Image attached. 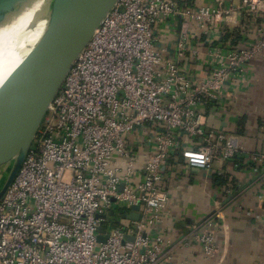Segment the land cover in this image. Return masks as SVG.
I'll use <instances>...</instances> for the list:
<instances>
[{
  "label": "built area",
  "instance_id": "2783aa9c",
  "mask_svg": "<svg viewBox=\"0 0 264 264\" xmlns=\"http://www.w3.org/2000/svg\"><path fill=\"white\" fill-rule=\"evenodd\" d=\"M176 16L170 56L160 27ZM233 31L242 46L223 40ZM263 53L264 0H119L0 201V264H176L159 225L168 168L177 154L210 175L219 161L237 166L244 151L226 108ZM208 112L222 122L210 125ZM221 215L192 238L207 256L219 249L212 226Z\"/></svg>",
  "mask_w": 264,
  "mask_h": 264
},
{
  "label": "crops",
  "instance_id": "0c3cea01",
  "mask_svg": "<svg viewBox=\"0 0 264 264\" xmlns=\"http://www.w3.org/2000/svg\"><path fill=\"white\" fill-rule=\"evenodd\" d=\"M181 22L176 16L161 23V42L167 55L176 54ZM237 35L233 31L222 38L242 46ZM208 44L210 41L203 51ZM249 70L248 85L229 97L226 108L230 129L238 134L244 151L237 166L219 161L210 175L189 168L177 154L168 168L170 198L159 225L166 231V250L176 264H264V163L259 157L264 153V53L251 61ZM208 122L216 126L222 121L210 112ZM221 211L212 226L219 249L207 256L202 244L192 238L208 217Z\"/></svg>",
  "mask_w": 264,
  "mask_h": 264
},
{
  "label": "water",
  "instance_id": "95a60500",
  "mask_svg": "<svg viewBox=\"0 0 264 264\" xmlns=\"http://www.w3.org/2000/svg\"><path fill=\"white\" fill-rule=\"evenodd\" d=\"M118 1L24 0L16 4L17 12L31 15L25 32L40 23L44 27L39 38L26 46L23 60L0 83V166L13 162L0 183V201L17 176L73 63ZM129 217L137 219L139 215ZM98 240L105 237L100 235Z\"/></svg>",
  "mask_w": 264,
  "mask_h": 264
},
{
  "label": "bare ground",
  "instance_id": "6f19581e",
  "mask_svg": "<svg viewBox=\"0 0 264 264\" xmlns=\"http://www.w3.org/2000/svg\"><path fill=\"white\" fill-rule=\"evenodd\" d=\"M20 1L24 0H0V83L23 60L27 54L26 46L39 38L44 27L40 23L25 32L31 15L16 11Z\"/></svg>",
  "mask_w": 264,
  "mask_h": 264
},
{
  "label": "rangeland",
  "instance_id": "374dc122",
  "mask_svg": "<svg viewBox=\"0 0 264 264\" xmlns=\"http://www.w3.org/2000/svg\"><path fill=\"white\" fill-rule=\"evenodd\" d=\"M12 165H13V162L11 161V162L5 163L4 165L0 166V183L3 181V179L6 178Z\"/></svg>",
  "mask_w": 264,
  "mask_h": 264
}]
</instances>
